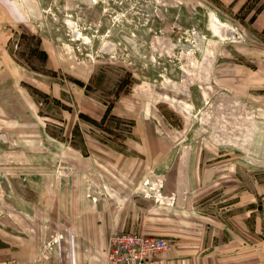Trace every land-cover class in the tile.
Masks as SVG:
<instances>
[{
	"label": "rangeland",
	"instance_id": "1",
	"mask_svg": "<svg viewBox=\"0 0 264 264\" xmlns=\"http://www.w3.org/2000/svg\"><path fill=\"white\" fill-rule=\"evenodd\" d=\"M263 16L264 0H0V262L108 264L122 233L179 264L225 251L219 157L264 143Z\"/></svg>",
	"mask_w": 264,
	"mask_h": 264
},
{
	"label": "crops",
	"instance_id": "2",
	"mask_svg": "<svg viewBox=\"0 0 264 264\" xmlns=\"http://www.w3.org/2000/svg\"><path fill=\"white\" fill-rule=\"evenodd\" d=\"M260 17L257 19L259 22ZM262 21H264V16L262 17ZM259 24V23H258ZM264 30V27H262ZM260 27H257V32L260 31ZM262 30V29H261ZM5 46L0 45V56L3 54V50ZM46 51L48 55V63L50 64L52 59L51 55L48 53L47 49L42 48ZM1 66H0V83L2 82L1 73L4 70L2 64V59L0 58ZM13 63L16 67L20 66L18 62L15 60ZM34 80V79H32ZM13 82V81H12ZM29 83V82H28ZM45 83H39L35 81L32 83L31 86L37 87L40 86V89L45 90L47 87ZM49 84V83H48ZM17 87V84L14 83L12 87ZM27 88V87H26ZM65 88L62 87L58 88L59 90V97L63 96V92ZM3 87L0 86V97H2ZM27 90V89H26ZM62 91V93H61ZM65 94V93H64ZM0 110L2 111V106H0ZM72 112V111H70ZM1 114V112H0ZM16 122H18V115L14 116ZM255 145V142H252V148ZM217 146V145H215ZM223 145L220 144L218 147L223 148ZM258 146L260 147L261 151L257 149L256 151L252 149L250 155H236L234 158H227L226 154L221 155L220 162L221 166H224L222 170L219 172V178H226L232 180V184L236 186V188H240L236 192V188L232 189V197H230V201L222 208L224 209V213H226V217H222L219 221L221 225L219 226L222 229V234L220 239L216 240V244H222V247H227L224 251L222 249L210 250L208 253L199 256L198 261H188V264H227V259L230 258L234 260V264H238V261L242 258H245L246 264H258L260 251H259V243L264 244V217H259L257 212L263 211L264 213V202L262 198L264 197V181H259L260 174L264 172V143L258 142ZM256 146V147H258ZM255 148V147H254ZM226 151V150H225ZM204 160H205V153ZM225 157V158H224ZM245 159V163L243 162ZM248 159V160H246ZM195 158L193 157V163ZM205 163L203 161L202 171L201 173L203 176L206 175L205 173ZM193 170L188 177L194 178L195 170ZM200 172V171H199ZM170 180L171 186H167L169 189L170 195H178V196H185L184 199H181L180 203L185 204V202L193 203L196 199L195 195H201V190H195V192H190V194L186 195L181 192L174 181L176 178L179 177V171L170 170ZM200 175V173H198ZM211 172H207V179H211ZM216 175V174H215ZM204 184V182H203ZM234 188V186L232 187ZM165 193H168L165 189ZM228 193V192H227ZM206 195L202 196L199 200H204L208 196L211 195L210 193H205ZM234 196V200L233 199ZM193 198V199H191ZM226 199L225 201H227ZM173 210V209H172ZM171 211V208H170ZM230 211H233L230 213ZM224 227V230H223ZM209 228V227H208ZM212 229V227H210ZM209 229V230H210ZM215 243L214 236L206 235L204 237V242H213ZM229 251V252H228ZM176 257V254H172L168 256V252H163L161 255L157 257L154 262H150L148 264H179V261L176 263L173 259ZM196 260V258H194ZM200 260V261H199ZM202 260V261H201Z\"/></svg>",
	"mask_w": 264,
	"mask_h": 264
},
{
	"label": "built area",
	"instance_id": "3",
	"mask_svg": "<svg viewBox=\"0 0 264 264\" xmlns=\"http://www.w3.org/2000/svg\"><path fill=\"white\" fill-rule=\"evenodd\" d=\"M110 245L108 264H148L167 249L166 240L136 233L112 236Z\"/></svg>",
	"mask_w": 264,
	"mask_h": 264
},
{
	"label": "clouds",
	"instance_id": "4",
	"mask_svg": "<svg viewBox=\"0 0 264 264\" xmlns=\"http://www.w3.org/2000/svg\"><path fill=\"white\" fill-rule=\"evenodd\" d=\"M10 4L13 8L16 7V0H10Z\"/></svg>",
	"mask_w": 264,
	"mask_h": 264
}]
</instances>
